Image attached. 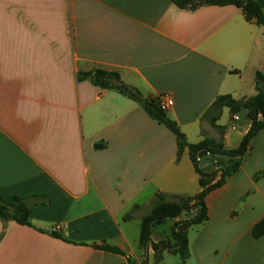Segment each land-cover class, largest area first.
Masks as SVG:
<instances>
[{"label":"crops","instance_id":"0c3cea01","mask_svg":"<svg viewBox=\"0 0 264 264\" xmlns=\"http://www.w3.org/2000/svg\"><path fill=\"white\" fill-rule=\"evenodd\" d=\"M99 68L119 72L145 98L170 94L167 115L188 142L223 138L237 147L251 125L247 111L232 129L224 107L223 131L206 113L220 95L257 93L264 26L233 4L0 0V196L25 198L32 224L0 217V264L140 263L142 216L156 195L200 191L188 149L178 157L168 127L139 102L97 86ZM205 202L209 218L190 229L186 262L165 251L154 263L149 248L148 264H264V235L252 236L264 217V128ZM190 216L155 224L152 241L169 239L174 223Z\"/></svg>","mask_w":264,"mask_h":264},{"label":"trees","instance_id":"16d2710c","mask_svg":"<svg viewBox=\"0 0 264 264\" xmlns=\"http://www.w3.org/2000/svg\"><path fill=\"white\" fill-rule=\"evenodd\" d=\"M182 9H196L204 5H236L244 11L245 18L257 25L264 26V10L258 0H171ZM91 74V73H89ZM82 73L81 75H89ZM93 82L103 90H115L119 93L139 102L144 109L159 123L168 127L177 137L178 157L184 149H188L190 157L199 175L200 191L194 195L180 196L169 195L160 192L152 202L151 209L144 213L141 222L140 243L145 252L144 260L140 263L129 262L130 264H148L149 248L154 250L153 261L160 263L163 260L164 252L179 254L182 262H186L190 255L189 229L194 225L204 223L209 218L208 207L205 198L209 192L221 187L227 179L239 170L242 158L250 149L253 137L264 128V72H256L257 93L245 99L236 100L231 95H220L208 109L206 115L211 125L220 128L217 121L224 107H229L231 113L247 111L251 122L248 132L243 137L239 146L226 148L223 138L214 139L205 137L199 143H190L186 135L181 131L178 123L167 115V111L161 108L157 97L145 98L140 90L126 83L119 72L105 69H96L92 73ZM221 129V128H220ZM222 130V129H221ZM223 131V130H222ZM212 165L207 169L201 168V163L210 158ZM140 209L135 205L125 215V219L132 218ZM31 206L25 198L13 195L8 198L0 196V217L5 220H13L22 225L31 226ZM183 213L191 216L178 220L172 227L171 237L159 242H153L151 238L152 227L169 218H177ZM56 236H60L55 234ZM264 235V217L252 228V236L260 238ZM151 242V243H150ZM113 252H121L120 249L110 245H96Z\"/></svg>","mask_w":264,"mask_h":264},{"label":"built area","instance_id":"2783aa9c","mask_svg":"<svg viewBox=\"0 0 264 264\" xmlns=\"http://www.w3.org/2000/svg\"><path fill=\"white\" fill-rule=\"evenodd\" d=\"M159 104L162 109L168 111L174 103L173 97L170 94L163 93L158 96ZM240 113H232L231 114V128L232 129H240L241 125L239 124Z\"/></svg>","mask_w":264,"mask_h":264},{"label":"water","instance_id":"95a60500","mask_svg":"<svg viewBox=\"0 0 264 264\" xmlns=\"http://www.w3.org/2000/svg\"><path fill=\"white\" fill-rule=\"evenodd\" d=\"M226 148H231V147H229V146H225ZM210 158H208V159H206V160H204L202 163H201V168L202 169H207V168H209L211 165H212V161H211V157H212V154H210V156H209ZM151 243V242H150Z\"/></svg>","mask_w":264,"mask_h":264},{"label":"rangeland","instance_id":"374dc122","mask_svg":"<svg viewBox=\"0 0 264 264\" xmlns=\"http://www.w3.org/2000/svg\"><path fill=\"white\" fill-rule=\"evenodd\" d=\"M195 226H198V225H194V226H192L191 228H193V227H195ZM191 228H190V229H191ZM190 229H189V231H190ZM178 257H179V256H178Z\"/></svg>","mask_w":264,"mask_h":264}]
</instances>
